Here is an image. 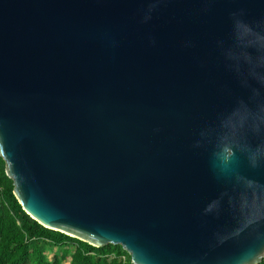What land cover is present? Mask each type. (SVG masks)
<instances>
[{"label": "water", "instance_id": "obj_1", "mask_svg": "<svg viewBox=\"0 0 264 264\" xmlns=\"http://www.w3.org/2000/svg\"><path fill=\"white\" fill-rule=\"evenodd\" d=\"M0 158L131 264H260L264 0H0Z\"/></svg>", "mask_w": 264, "mask_h": 264}, {"label": "trees", "instance_id": "obj_2", "mask_svg": "<svg viewBox=\"0 0 264 264\" xmlns=\"http://www.w3.org/2000/svg\"><path fill=\"white\" fill-rule=\"evenodd\" d=\"M0 264H131L120 247H92L31 219L13 195L0 158ZM264 264V259L260 262Z\"/></svg>", "mask_w": 264, "mask_h": 264}]
</instances>
